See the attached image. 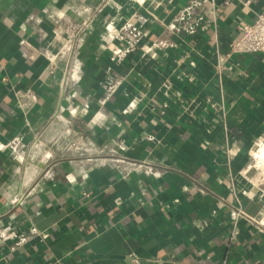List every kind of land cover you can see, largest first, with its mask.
Masks as SVG:
<instances>
[{"label":"crops","instance_id":"1","mask_svg":"<svg viewBox=\"0 0 264 264\" xmlns=\"http://www.w3.org/2000/svg\"><path fill=\"white\" fill-rule=\"evenodd\" d=\"M245 1L0 0V264H264Z\"/></svg>","mask_w":264,"mask_h":264},{"label":"built area","instance_id":"2","mask_svg":"<svg viewBox=\"0 0 264 264\" xmlns=\"http://www.w3.org/2000/svg\"><path fill=\"white\" fill-rule=\"evenodd\" d=\"M198 5H200L199 1L193 2V4L190 7L184 9V11L181 13V15L179 17V21H182V22L186 21L188 19V17L191 15V11H192L193 7H197ZM244 5L246 7H249L251 5V0H246L244 2ZM174 29H175V27H174ZM181 31L187 33L188 35H194L196 33L195 29L190 28V27L187 28L184 26L181 28ZM166 45H167L166 42L159 41V42L155 43L153 45V47L164 48V47H166ZM130 49L131 48H128V50H130ZM124 53H126V52L118 51L116 53V55L119 57H122L124 55ZM254 53L264 54V11L261 12L260 14H258L257 18L252 23H247V22L241 21L238 24V37L235 38L231 42L228 54L225 55V57L219 59L217 69L219 71H225L227 69L226 64L229 62L230 58L233 55L254 54ZM68 74H70L69 71H68ZM77 74H78V71L73 70L70 75L72 77H76ZM263 145L264 144L258 145L257 150H259L261 148V146H263ZM236 217L245 218L248 221H250L251 223H254L255 225H258L259 227L264 229V221H257L255 219H253L252 217L246 215L243 211H238L236 213ZM30 233L34 234V235L36 234V236H41L42 238L47 237V233L38 232L35 229H31ZM10 238L16 239L17 240L16 244L21 245V244L25 243L27 235L25 233H22V234H18V233L5 234V233H2V234H0V239L2 241L8 240ZM130 261L134 264H139L138 259L135 258L134 256L130 257Z\"/></svg>","mask_w":264,"mask_h":264},{"label":"bare ground","instance_id":"3","mask_svg":"<svg viewBox=\"0 0 264 264\" xmlns=\"http://www.w3.org/2000/svg\"><path fill=\"white\" fill-rule=\"evenodd\" d=\"M255 158L264 164V145L255 153Z\"/></svg>","mask_w":264,"mask_h":264},{"label":"rangeland","instance_id":"4","mask_svg":"<svg viewBox=\"0 0 264 264\" xmlns=\"http://www.w3.org/2000/svg\"><path fill=\"white\" fill-rule=\"evenodd\" d=\"M257 161H259V160H257Z\"/></svg>","mask_w":264,"mask_h":264}]
</instances>
